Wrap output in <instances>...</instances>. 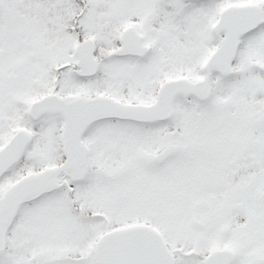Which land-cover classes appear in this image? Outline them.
Masks as SVG:
<instances>
[{
  "label": "snow or ice",
  "instance_id": "6c2138e0",
  "mask_svg": "<svg viewBox=\"0 0 264 264\" xmlns=\"http://www.w3.org/2000/svg\"><path fill=\"white\" fill-rule=\"evenodd\" d=\"M0 264H264V0H0Z\"/></svg>",
  "mask_w": 264,
  "mask_h": 264
}]
</instances>
